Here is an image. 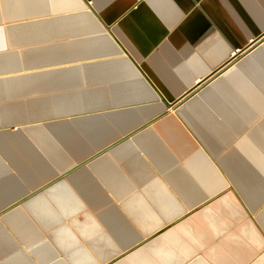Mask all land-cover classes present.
Here are the masks:
<instances>
[{"label": "rangeland", "instance_id": "obj_1", "mask_svg": "<svg viewBox=\"0 0 264 264\" xmlns=\"http://www.w3.org/2000/svg\"><path fill=\"white\" fill-rule=\"evenodd\" d=\"M163 2L168 21L177 8ZM99 9L80 0H0V264H121L151 244L145 264H255L264 254V50L236 81L204 91L264 40L175 103L149 62L160 51L177 77L178 67L194 74L189 56L171 55L163 40L139 51ZM94 15L161 100L106 43ZM189 103L193 114L175 113ZM37 193L45 200L28 203ZM138 205L157 215L145 214L147 225L163 226L139 225ZM85 224L98 227L87 232ZM67 227L77 239L64 237ZM250 228L260 248L243 233ZM165 234L189 251L159 256Z\"/></svg>", "mask_w": 264, "mask_h": 264}, {"label": "crops", "instance_id": "obj_2", "mask_svg": "<svg viewBox=\"0 0 264 264\" xmlns=\"http://www.w3.org/2000/svg\"><path fill=\"white\" fill-rule=\"evenodd\" d=\"M102 1L103 3L101 0H92L89 5H86L80 0L85 8H90L93 11L96 6L100 8L103 21L110 25L113 24L115 27H121L123 34L130 37L129 39L136 44L139 51L147 52L149 50L147 42L159 43V41L163 40L165 49L170 51L171 55H181V57L189 56L185 62L193 64L192 69L194 70V74L186 73L183 68L178 67L176 68L178 73L177 77L171 74L175 72L167 66L160 51L149 62L162 80L167 83L176 97L186 90L192 89L193 86H196L200 82L199 79L217 70L223 63L227 64L238 56L239 53L242 54L251 50L254 45L264 40V0H171L173 5L168 8L176 7L177 10L169 14L168 19L170 20L168 21L164 19L166 16L163 8V0ZM94 21L99 27L102 36L106 39V43L120 55L119 59L129 60L125 56L124 51L116 43L114 37L110 35L100 20L97 19L96 15H94ZM175 24L179 26L172 29L171 26H175ZM218 30L221 31L227 42L223 39L221 40V36L216 33L219 32ZM259 37L262 38L258 40ZM188 41L193 44L195 43V45L191 47ZM228 42L230 43L229 46L227 44ZM231 43L233 46H231ZM178 47H181L183 51L179 52L177 50ZM258 49V51L254 50V52L239 60L237 65H235L236 67L228 70L219 79L213 80L208 88H205L207 90L204 92H208L216 85H219L224 79L233 78L236 81L245 72L246 67L255 65V56L260 50H264V43ZM236 75L239 77H236ZM221 89V87L219 89L217 88L214 93L208 94V97H213L214 94L220 93ZM200 98H202V95L198 96L197 101H200ZM159 105L163 108L165 107V104L162 102ZM195 106L189 103L187 105H179L174 110L178 114L191 115L196 108ZM256 157V155H252V158ZM59 186L60 184L56 182L52 185L51 189L49 188V191L52 192ZM40 199H44V196L42 193H37V195L29 199L28 203H35ZM141 201L139 198L133 199V202H136V204H140ZM81 203L82 201H78L74 205L76 213L80 209ZM145 210L148 209L142 208L140 205L132 208V211L136 215L135 218H142L139 225L144 229H148L150 225L149 230L154 231L163 226L162 223L159 224L160 222L158 220L149 222V225H147V222L143 221L144 215H152L151 217H156L157 215L153 212L147 213ZM93 222L96 224L95 221ZM211 224L214 223L212 222ZM82 227L89 232V230H96L98 226L94 225L91 227L85 224ZM211 227L215 232L216 228L213 225ZM244 229L243 233L249 232V238H251L254 244L256 242L258 248H260L261 239L254 236V230L251 228L248 230ZM70 233H72L71 227H67L63 231L65 238L72 237L73 239H77V236L74 234L70 236ZM161 237V241L158 242L161 243L159 246L160 249H157L159 256L168 254L170 251L180 253L189 251V247L178 236L165 234ZM240 244L243 250L246 249L245 241H240ZM150 246H147L149 247L147 249L143 247L135 250L133 253H128L127 258L121 264H145L148 259L147 255L150 252ZM250 252L254 253L253 248H250ZM255 264H264V254Z\"/></svg>", "mask_w": 264, "mask_h": 264}, {"label": "water", "instance_id": "obj_3", "mask_svg": "<svg viewBox=\"0 0 264 264\" xmlns=\"http://www.w3.org/2000/svg\"><path fill=\"white\" fill-rule=\"evenodd\" d=\"M87 2H88V1H87ZM106 28H107V30H110V29H111L110 26H107V25H106ZM263 37H264V36H263ZM261 38H262V37H259L258 40H260ZM258 40H257V41H258ZM236 57H237V56H236ZM228 63H229V62H228ZM226 65H227L226 63H223V65L220 66L217 70H214L213 72L209 73V74L206 76V78L208 79V77H211L212 74L215 75L217 71H219V70H223V68H225ZM196 85H197V84H196ZM193 87H194V86H193ZM193 87H192V89H193ZM192 89H188V90H186L185 92H183L182 94H180L179 96H177L176 99L174 98L173 102L177 103V102L183 100L186 96L189 95V93H190V91H191ZM165 115H166L165 112H162L161 115H158V116L152 118L150 121L146 122V124L144 123V125L142 124V126L136 128V129H134V131L130 132L128 135H126V136L123 137L122 139L116 141L115 144H112V145L107 146V148L104 149V150H102L101 152H99V154H102V153H104V152H106V151H113L114 148H115V146H116L117 144H120V142H122V141H124V140H127V139H129L130 137H132V136H135V134L141 132V131H142L141 129L144 128V127H146V125H148V124H150V123H153V122H155V121L161 119V117H163V116H165ZM99 154H98V155H95V156H93V157H91V158H89V159H86L85 161H83V164L77 166L76 168L71 169L68 173H71V172H74V171H76V170H78V169H80V168H83L85 164H89L91 161H93L95 158H97V157L99 156ZM68 173H67V174H64L63 176L68 175ZM63 176H62V177H63ZM59 178H60V177H59ZM49 185H50V184H49ZM47 186H48V185L44 186L43 188H45V187H47ZM41 189H42V188H41ZM37 191H39V190H37ZM37 191H36V192H37ZM31 196H32V194L26 196V198H28V197L31 198Z\"/></svg>", "mask_w": 264, "mask_h": 264}, {"label": "bare ground", "instance_id": "obj_4", "mask_svg": "<svg viewBox=\"0 0 264 264\" xmlns=\"http://www.w3.org/2000/svg\"><path fill=\"white\" fill-rule=\"evenodd\" d=\"M264 42V41H263ZM262 42V43H263ZM262 43H260V45L262 44ZM259 46V45H258ZM256 49V48H255ZM251 52H254V50L253 51H251ZM251 52H249L248 54H250ZM247 54V55H248ZM256 57V56H255ZM121 60H123L124 62H126L127 64H129L128 66L129 67H131L132 68V70H134V72H135V74H136V76L137 77H139L140 78V81H141V83H143L144 85H146V87H147V90L149 89L153 94H154V97L157 99V100H161V98H159V96L156 94V92L154 91V89L150 86V84L145 80V79H143V77H142V75L140 74V72L137 70V68L136 67H134L133 65H132V63L129 61V60H124V59H121ZM256 61V60H255ZM235 65H237V63L235 64ZM235 65H233V66H230V67H228L227 69H225L224 71H223V73L222 74H220L219 76H217L216 78H213L212 80H211V83L213 82V80H216V79H219L224 73H226L228 70H230V69H232V68H234V67H236ZM225 80V79H224ZM210 83V84H211ZM223 83H224V81H223ZM222 82L220 83V84H223ZM209 84V85H210ZM208 85V86H209ZM217 86V85H216ZM206 88H208V87H206ZM218 88V87H217ZM178 106V105H177ZM133 109H134V111H133ZM133 109H131V110H129V112L130 111H133V112H135V113H137L138 111L135 109V108H133ZM122 113H124V114H126V113H128V112H122ZM107 114V116H110L111 114H113V112L112 113H104V115H106ZM99 115V114H98ZM97 115V116H98ZM95 117V118H98V117H101L102 115H100V116H98V117ZM145 122V121H144ZM143 122H141V124H142ZM130 139V138H129ZM129 139H127V140H129ZM127 140H124V141H122V142H120V144H117L116 146H115V148H117V146H120V145H122L124 142H126ZM115 148H114V150H115Z\"/></svg>", "mask_w": 264, "mask_h": 264}]
</instances>
